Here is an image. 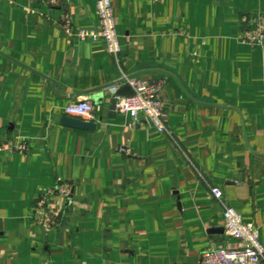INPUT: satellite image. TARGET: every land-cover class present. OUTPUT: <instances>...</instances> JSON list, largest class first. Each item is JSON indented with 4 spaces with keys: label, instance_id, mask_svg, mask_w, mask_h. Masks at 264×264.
Wrapping results in <instances>:
<instances>
[{
    "label": "crops",
    "instance_id": "obj_1",
    "mask_svg": "<svg viewBox=\"0 0 264 264\" xmlns=\"http://www.w3.org/2000/svg\"><path fill=\"white\" fill-rule=\"evenodd\" d=\"M111 2L118 59L61 28L99 27L97 0H0V139L30 145L0 150V264H200L236 242L223 203L264 245V44L242 38L264 0ZM124 74L164 81L168 132L112 109ZM81 100L94 131L62 123ZM59 182L57 226L35 223Z\"/></svg>",
    "mask_w": 264,
    "mask_h": 264
},
{
    "label": "built area",
    "instance_id": "obj_2",
    "mask_svg": "<svg viewBox=\"0 0 264 264\" xmlns=\"http://www.w3.org/2000/svg\"><path fill=\"white\" fill-rule=\"evenodd\" d=\"M49 2V1H48ZM97 12L100 25L95 29L76 30L68 17H64L61 24L62 30L70 36L76 35L80 39H103L108 52L118 59L120 52L119 34L116 29L114 12L111 0H97ZM242 38L252 46L264 44V18L260 14H247L243 16ZM121 82L129 84L134 95L131 97H117L116 110L130 114L133 118L132 126L140 122V114H145L149 122L161 133L168 132L166 123V109L162 96L163 80H141L138 77L124 74ZM95 104L92 100H81L70 103L65 108L69 116L82 120L94 117ZM8 149L13 152H27L29 142L24 139L5 141L0 139V150ZM121 152L128 151L121 146ZM73 190L71 182H59L55 187L40 195L39 210L35 212V223L53 227L58 224V215L51 205L53 196L69 197ZM216 198L222 200L223 193L220 189L213 188ZM225 232L236 242L228 246L211 247L203 250L200 264H264V245L260 240V230L253 223H246L241 213L233 206L223 203Z\"/></svg>",
    "mask_w": 264,
    "mask_h": 264
},
{
    "label": "water",
    "instance_id": "obj_3",
    "mask_svg": "<svg viewBox=\"0 0 264 264\" xmlns=\"http://www.w3.org/2000/svg\"><path fill=\"white\" fill-rule=\"evenodd\" d=\"M121 83V82H119ZM134 90L129 84H125L122 86H119V88L116 90L114 93V97L111 100L112 103V109L116 110V102H117V97L120 96H125V97H131L134 95ZM102 96L101 95H95L92 97L94 100L100 99ZM62 123L68 126H72L75 128H81V129H86L90 131H94L96 129V123L93 121H85L80 118L72 117V116H64L62 118Z\"/></svg>",
    "mask_w": 264,
    "mask_h": 264
}]
</instances>
